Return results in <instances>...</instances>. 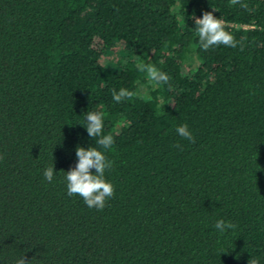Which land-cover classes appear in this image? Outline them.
<instances>
[{
  "label": "trees",
  "instance_id": "trees-1",
  "mask_svg": "<svg viewBox=\"0 0 264 264\" xmlns=\"http://www.w3.org/2000/svg\"><path fill=\"white\" fill-rule=\"evenodd\" d=\"M241 3L0 0V264H264V0ZM204 12L243 50H203ZM122 87L139 96L114 102ZM95 111L115 141L102 211L65 180L78 146L99 149Z\"/></svg>",
  "mask_w": 264,
  "mask_h": 264
},
{
  "label": "clouds",
  "instance_id": "clouds-1",
  "mask_svg": "<svg viewBox=\"0 0 264 264\" xmlns=\"http://www.w3.org/2000/svg\"><path fill=\"white\" fill-rule=\"evenodd\" d=\"M239 4L242 8L248 9L246 3H241V0H230V6ZM196 24V32L201 48L205 51L213 46L225 45L231 48H244L243 41H237L232 34L225 30V23L218 19L212 12H204L202 18L193 16ZM136 67L139 72L146 73V79L155 90L157 87L163 85H170V77L167 73L160 71L154 65L144 63L142 61L136 62ZM139 83V82H137ZM112 99L116 103L124 100L132 99L139 96L138 92L130 91L127 88H120L117 91L115 88L111 89ZM87 125L84 126L89 136L99 145V150L96 147L84 148L78 146L76 156L78 158L77 165L65 172V180L67 181V194L69 196L79 195L83 198L84 203L89 208H96L103 210L106 206V201L113 197L115 189L111 182L107 181L105 177L106 170L113 167V161L106 158L104 151L110 150L114 145V136L112 134L105 135L104 133V113L100 111L89 112L87 114ZM176 132L185 140L195 142L189 126L185 123L178 126ZM175 147H181L177 144ZM3 159V157H0ZM95 169V173L91 171ZM54 167H46L43 171V176L48 182L53 181ZM221 234L228 230H234L237 225L231 221L223 219L217 220L215 225ZM16 264H28L24 256L20 257ZM249 264H259L255 258H251Z\"/></svg>",
  "mask_w": 264,
  "mask_h": 264
}]
</instances>
